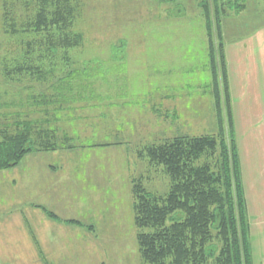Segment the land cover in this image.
Here are the masks:
<instances>
[{
  "label": "rangeland",
  "instance_id": "374dc122",
  "mask_svg": "<svg viewBox=\"0 0 264 264\" xmlns=\"http://www.w3.org/2000/svg\"><path fill=\"white\" fill-rule=\"evenodd\" d=\"M27 1L0 0V113L24 110L33 88L28 86L42 88L29 74L5 72L46 55L31 44L35 34L6 32L7 16L21 30L35 13ZM259 1L246 0L240 12L230 11L223 20L232 86L255 75L264 80L263 66H246L257 57L252 48L259 43L251 36L264 26ZM74 2V30L83 33L84 43L70 49L69 59L64 50L47 53L55 64L44 58L45 69L58 76L88 59L105 68L93 87L83 89L87 99L63 114L73 118L68 124L66 115L60 126L74 137V149L35 151L0 170V264H144L133 182L143 177L160 192L168 183L141 149L166 137L218 130L200 0ZM121 40L126 45L115 50ZM13 102L19 107H11Z\"/></svg>",
  "mask_w": 264,
  "mask_h": 264
},
{
  "label": "trees",
  "instance_id": "16d2710c",
  "mask_svg": "<svg viewBox=\"0 0 264 264\" xmlns=\"http://www.w3.org/2000/svg\"><path fill=\"white\" fill-rule=\"evenodd\" d=\"M27 2L35 13L21 30L7 16L6 32L35 34L31 44H39L46 55L13 69L6 67L5 72L21 77L29 74L40 81L42 88L39 91L28 86L33 88L26 96L25 111L11 109L0 113V170L15 167L35 151L74 149V137L60 126L67 115L63 114L87 99L83 89L93 87V79L105 68L102 61L88 59L58 76L53 68L45 69L46 59L50 60L49 66L55 64L48 54L55 56L64 50L69 59L70 49L83 45V33L74 30L79 7L74 0ZM245 3L246 0L199 2L207 37L217 132L166 137L141 149L140 154L154 171L167 176L168 183L166 192H160L147 186L143 177L133 182L134 219L144 264H254L223 30L225 16L233 10L240 12ZM124 45L126 42L121 40L114 49L120 50ZM91 94L97 96L94 90ZM67 117L71 124L73 118L70 114Z\"/></svg>",
  "mask_w": 264,
  "mask_h": 264
},
{
  "label": "crops",
  "instance_id": "0c3cea01",
  "mask_svg": "<svg viewBox=\"0 0 264 264\" xmlns=\"http://www.w3.org/2000/svg\"><path fill=\"white\" fill-rule=\"evenodd\" d=\"M259 2L264 5V0ZM258 34L261 35L256 36ZM251 37H255L256 43H259L252 48L253 54L257 57L254 63L247 62L251 64L246 66H248V70L251 68L254 71L259 69L258 66L264 67V61L259 63L262 55L264 58V26ZM231 50L227 48V58H229ZM254 50L257 51L254 52ZM247 52L249 53V49ZM229 69H231V64H229ZM229 73L231 78V72L229 71ZM255 77L257 76L255 75L245 83H236L234 80L233 86L230 80V84L251 225L253 259L254 264H264V80L254 79ZM243 91L244 93L241 95L240 93ZM236 99L241 100L239 105L236 104ZM49 165L51 168L55 166ZM32 235L36 243L39 244V240L33 233Z\"/></svg>",
  "mask_w": 264,
  "mask_h": 264
}]
</instances>
